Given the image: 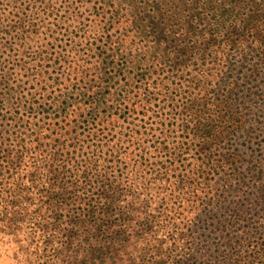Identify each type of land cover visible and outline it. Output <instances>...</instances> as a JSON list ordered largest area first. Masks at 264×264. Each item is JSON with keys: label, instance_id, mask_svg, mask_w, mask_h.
<instances>
[{"label": "trees", "instance_id": "16d2710c", "mask_svg": "<svg viewBox=\"0 0 264 264\" xmlns=\"http://www.w3.org/2000/svg\"><path fill=\"white\" fill-rule=\"evenodd\" d=\"M119 1L128 3L118 21L132 50L119 62L115 49L91 61L79 86L60 95L58 116L65 117L67 106L79 102L85 124L100 111L122 118L121 91L135 78L147 87L172 79L175 87L170 92L165 85L163 107L180 119L185 151L171 155L180 159L192 147L200 179L179 174L172 184L213 193L216 210L203 212L215 236L210 243L221 249L215 264H264V0ZM16 23L21 38L35 31L24 30L21 18ZM223 71L225 88L217 89L215 79ZM254 80L258 83L250 85ZM66 141L65 153L54 146L43 183L37 170L29 173L31 186L41 184L39 201L47 217L36 230L53 264H190V251L185 258L179 244L193 228L179 229L164 218V208L155 207L148 194L156 183L169 182L166 165L151 162L141 150L135 154L136 168L129 170L121 149L112 145L99 152L86 126L74 142ZM78 143L86 148L71 162L68 148ZM1 157L0 169L10 174L23 167L18 150ZM29 189L16 182L8 198L12 209L1 215L7 221L3 230L18 231L30 214L21 207L32 198L26 195Z\"/></svg>", "mask_w": 264, "mask_h": 264}, {"label": "rangeland", "instance_id": "374dc122", "mask_svg": "<svg viewBox=\"0 0 264 264\" xmlns=\"http://www.w3.org/2000/svg\"><path fill=\"white\" fill-rule=\"evenodd\" d=\"M127 8L128 3L119 0H0V162L3 154H14L16 150L23 158V167L15 174L0 169V264L54 263L50 252L43 253V237L36 230L38 222L47 217L39 201L41 184L31 186L29 173L37 170L43 183L49 177L44 166L51 163L54 146H61L65 153L62 141L74 142L84 126L93 141H97V150L112 145L120 148V158L129 170L136 168V153L141 150L148 153L151 162L170 169L169 182L149 188L152 203L155 207L162 205L163 217L179 229L193 228L179 244L185 258L188 255L184 253L190 251L193 257L190 264H215L221 249L217 251L211 244L215 236L211 227L204 224L203 212L204 208L216 210L211 199L213 193L205 195L206 191L195 188L196 185L176 189L172 184L179 174L200 180L195 173L198 162L192 147L180 159L171 155L173 151H185L180 119L163 107L165 85L170 86V92L175 87L172 79L147 87L135 78L131 87L121 91L122 118L109 117L100 111L97 119H88L85 124L80 115L84 106L79 102L67 106L65 117L58 116L61 114L58 103L63 99L60 95L79 86L80 77L90 72L91 61L115 49L113 58L119 62L132 50L130 39L124 37L118 21ZM20 18L25 23L24 30H35L24 34V38L16 28ZM226 81L227 73L223 71L215 79L217 89H224ZM257 83L254 80L250 85ZM81 144L74 148L75 153L68 148L73 156L71 162L77 161L78 151L86 148L87 144ZM17 181L30 186L26 195L32 198L21 206L30 214L19 223V230L11 233L3 230L7 221L1 215L12 209L8 198Z\"/></svg>", "mask_w": 264, "mask_h": 264}]
</instances>
